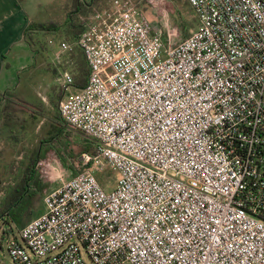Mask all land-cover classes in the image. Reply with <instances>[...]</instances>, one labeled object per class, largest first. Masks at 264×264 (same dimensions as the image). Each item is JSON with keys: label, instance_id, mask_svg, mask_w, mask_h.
<instances>
[{"label": "built area", "instance_id": "built-area-1", "mask_svg": "<svg viewBox=\"0 0 264 264\" xmlns=\"http://www.w3.org/2000/svg\"><path fill=\"white\" fill-rule=\"evenodd\" d=\"M198 26L171 42L129 1L90 19L57 55L84 51L90 73L60 70L62 122L96 140L94 171L43 199L13 264H264V0H187ZM53 44V40H50Z\"/></svg>", "mask_w": 264, "mask_h": 264}, {"label": "trees", "instance_id": "trees-1", "mask_svg": "<svg viewBox=\"0 0 264 264\" xmlns=\"http://www.w3.org/2000/svg\"><path fill=\"white\" fill-rule=\"evenodd\" d=\"M114 2L115 0H65L64 22L31 23L26 28L24 36L31 50L36 54L37 63H46V67L51 70V65L46 61L49 49L45 40L52 37L54 40L73 42L85 33L93 16L110 9ZM129 2L132 3L131 0ZM139 2L141 3V0ZM171 2L180 28L177 27L176 22L173 26L179 28L184 34L183 39H186L192 35L191 30L197 26L196 13L187 0L185 3L182 0H171ZM110 3L111 6L108 7ZM134 6L138 7V4ZM183 12L193 13L192 22L186 19ZM70 54L69 64L65 60L57 66V71L53 68L52 72L56 77L61 68L67 69L72 66L75 72L74 92H78L87 84L90 67L82 49L75 48ZM49 98L55 109L50 117L49 129L33 147L27 156L26 167L0 202V223L3 221L18 230L23 229L33 219L32 212L55 188L42 176V168L39 167V163L47 159L49 152L58 154L65 169L71 173L78 174L91 170L95 172L100 182L103 180L98 167L94 169L96 162L94 160L85 162L83 158L87 155L93 159L96 157V140L62 122L59 111L60 103L64 99L62 92L59 93L56 87H52ZM46 116L47 111L42 100H30L16 90L0 92V139L19 144L28 136L30 128Z\"/></svg>", "mask_w": 264, "mask_h": 264}, {"label": "rangeland", "instance_id": "rangeland-1", "mask_svg": "<svg viewBox=\"0 0 264 264\" xmlns=\"http://www.w3.org/2000/svg\"><path fill=\"white\" fill-rule=\"evenodd\" d=\"M37 1L39 0H30L29 2L37 3ZM44 1L51 2V4L47 5L49 7L50 5H53L56 0H44ZM120 1H125V0H120ZM131 1L134 5L138 4V7L144 12L145 16L152 23H154L152 21V17L156 16V20H158V23L156 25L163 28L164 25L161 21V18L160 16L156 14V11L153 8V5L150 3V0H141V3L139 2V0H131ZM182 2L185 3L186 0H182ZM169 3L171 6L170 16H171V19L173 20V24L174 22H176L178 24L177 27L180 28L179 22H177L178 21L177 15H175L176 13L174 12L175 8L173 6V3L171 2V0H169ZM31 6H32L31 3H29V8ZM110 6H111V3L108 4V7ZM63 13H64L63 11L60 12L58 10L55 12H52L50 14L52 15L51 19L60 21L62 17H64ZM183 13L186 19L192 22L193 13H189V12H183ZM196 25L198 26V23H196ZM170 27H171L170 33H171V39H172L170 40L171 42L180 41L184 38V34L179 28H176V29L172 28L171 23H170ZM196 28L191 30V32H194ZM163 30H164V36L166 38V42H169L168 40L169 30H166L165 28H163ZM45 42L47 43L48 49H49L48 57L46 58V61L47 63L51 65L52 69L50 70L49 68H47V70L46 69L39 70L37 78H41L40 80L41 82L37 88V95L41 100L43 98L45 99V101L43 102L46 105L47 116L44 119H42L39 123L32 126L28 132V136L24 138L23 141L19 144H14L13 142L0 139V202L4 198L8 189L14 185L19 175L21 174L23 169L26 167L27 156L31 153L33 147L37 144V142L45 135V133L49 129V124L51 122L50 117L54 114V111H55L53 105L50 103V98H49L50 93H51L50 85L52 82H54L53 79L55 78L52 70L53 68L56 71L58 69L56 65L58 63L57 55L60 52V43L62 41L53 39V44H49V40H45ZM70 55H71L70 53L64 54L62 56L63 62H64V59L67 60L70 57ZM25 63L26 62H23L24 65H28ZM40 63H43V62H40ZM61 69L63 70V68ZM32 70L33 68H30V67L26 68V71L23 69L19 72L20 73L19 76H21L23 80L26 77L27 72L32 71ZM45 75H47L49 79H51V81L47 80L48 81L47 82ZM53 86L56 87L57 92L59 93L61 92L59 91L56 84ZM99 165L100 166H98L97 164L96 166L95 164L94 169H97L98 167V169L100 170V174L103 178L101 182L102 185L105 187L106 191L111 192L117 187L118 181L120 179V173L118 171L111 169L107 165H104V164H99ZM39 167L42 168V176L46 180L51 182L53 184V187L58 186L59 182L56 180V176L59 173V171L61 172V174H64L66 177H71V176L76 175V173H71V171H68L65 169L59 155L56 154L55 152H49L47 159L40 162ZM44 211H45L44 202L40 201V203L36 207V210L32 212V218L33 219L38 218L40 215L44 213ZM11 228H12V231H10ZM16 237L19 240H22L21 235H20V230H18L13 225H10L8 223H4L3 221H1L0 223V264H13V259L10 254L9 245L11 241ZM86 260L89 264H91L89 259H86Z\"/></svg>", "mask_w": 264, "mask_h": 264}, {"label": "crops", "instance_id": "crops-1", "mask_svg": "<svg viewBox=\"0 0 264 264\" xmlns=\"http://www.w3.org/2000/svg\"><path fill=\"white\" fill-rule=\"evenodd\" d=\"M29 1L0 0V92L16 90L30 100H35L40 99L37 95V88L41 82V78H37L38 72L41 69L47 70V67L46 63H37L36 54L27 43L24 32L31 23L58 21L52 20V15L50 14L57 10L63 11L65 0H56L49 7L47 5L51 4L50 1L39 0L37 3ZM29 3L32 5L30 8ZM156 14L158 15V12ZM63 15L64 17H62L60 22L65 20V14L63 13ZM152 21L155 25L158 23L156 16L152 17ZM169 23H171L172 28L176 29L173 26L171 17ZM51 39L53 38L49 37V40ZM66 61L69 64V58ZM23 62L28 65H24ZM61 62L63 63V59ZM61 62L56 65L58 66ZM29 67L33 68V70L27 72L26 77L22 80L19 72L23 69L26 71V68ZM67 69H71L74 72L72 66ZM45 77L46 81H51L47 75ZM56 78L53 79L54 82L51 85L49 83L51 91L52 87H55L53 85L56 84ZM43 99L42 101H45ZM44 106L46 108L45 103Z\"/></svg>", "mask_w": 264, "mask_h": 264}]
</instances>
